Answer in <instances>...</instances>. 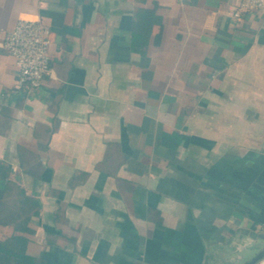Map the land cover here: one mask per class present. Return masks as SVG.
<instances>
[{
    "label": "crops",
    "instance_id": "1",
    "mask_svg": "<svg viewBox=\"0 0 264 264\" xmlns=\"http://www.w3.org/2000/svg\"><path fill=\"white\" fill-rule=\"evenodd\" d=\"M234 2L0 0V160L39 203L26 247L38 264L255 255L264 16L235 20ZM18 19L40 21L50 41L34 90L15 87L1 46Z\"/></svg>",
    "mask_w": 264,
    "mask_h": 264
},
{
    "label": "built area",
    "instance_id": "2",
    "mask_svg": "<svg viewBox=\"0 0 264 264\" xmlns=\"http://www.w3.org/2000/svg\"><path fill=\"white\" fill-rule=\"evenodd\" d=\"M246 12L264 16V0H235L231 16L240 20ZM49 43L40 21L18 19L14 27L5 33L1 46L14 60L17 89L34 90L42 85L50 71ZM260 264H264V260H260Z\"/></svg>",
    "mask_w": 264,
    "mask_h": 264
},
{
    "label": "trees",
    "instance_id": "3",
    "mask_svg": "<svg viewBox=\"0 0 264 264\" xmlns=\"http://www.w3.org/2000/svg\"><path fill=\"white\" fill-rule=\"evenodd\" d=\"M0 264H38V259L26 252L30 216L39 203L26 195L23 187L10 179V166L0 160ZM12 227V233L6 234Z\"/></svg>",
    "mask_w": 264,
    "mask_h": 264
},
{
    "label": "water",
    "instance_id": "4",
    "mask_svg": "<svg viewBox=\"0 0 264 264\" xmlns=\"http://www.w3.org/2000/svg\"><path fill=\"white\" fill-rule=\"evenodd\" d=\"M245 249L249 252L255 250V255L249 253V255H247V261L243 264H255L258 260L262 259L264 257V235L259 234L254 239H251V241L245 245Z\"/></svg>",
    "mask_w": 264,
    "mask_h": 264
}]
</instances>
